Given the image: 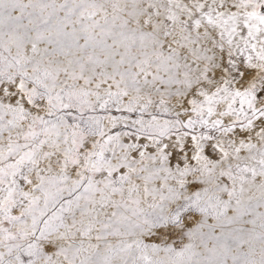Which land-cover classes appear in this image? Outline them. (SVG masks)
<instances>
[{
  "label": "snow or ice",
  "instance_id": "1",
  "mask_svg": "<svg viewBox=\"0 0 264 264\" xmlns=\"http://www.w3.org/2000/svg\"><path fill=\"white\" fill-rule=\"evenodd\" d=\"M0 264H264V0H0Z\"/></svg>",
  "mask_w": 264,
  "mask_h": 264
}]
</instances>
